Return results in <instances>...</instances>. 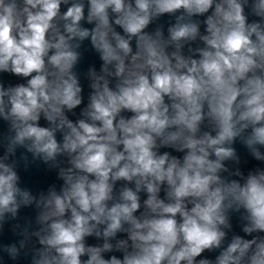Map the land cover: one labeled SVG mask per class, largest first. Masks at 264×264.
<instances>
[{"label": "clouds", "instance_id": "9594fccd", "mask_svg": "<svg viewBox=\"0 0 264 264\" xmlns=\"http://www.w3.org/2000/svg\"><path fill=\"white\" fill-rule=\"evenodd\" d=\"M0 264H264V0H0Z\"/></svg>", "mask_w": 264, "mask_h": 264}, {"label": "water", "instance_id": "95a60500", "mask_svg": "<svg viewBox=\"0 0 264 264\" xmlns=\"http://www.w3.org/2000/svg\"><path fill=\"white\" fill-rule=\"evenodd\" d=\"M95 59L94 55H90L84 67L87 66V63L92 62ZM22 176L25 183L31 187H46L49 183L56 182L55 173H48L43 165H40L39 168H34L29 173L22 172Z\"/></svg>", "mask_w": 264, "mask_h": 264}]
</instances>
